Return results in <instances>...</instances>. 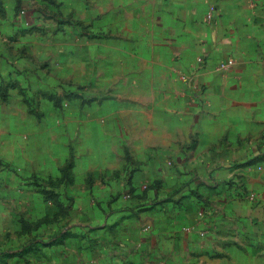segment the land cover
<instances>
[{"label": "crops", "instance_id": "1", "mask_svg": "<svg viewBox=\"0 0 264 264\" xmlns=\"http://www.w3.org/2000/svg\"><path fill=\"white\" fill-rule=\"evenodd\" d=\"M0 166L53 264H264V0H0Z\"/></svg>", "mask_w": 264, "mask_h": 264}, {"label": "rangeland", "instance_id": "2", "mask_svg": "<svg viewBox=\"0 0 264 264\" xmlns=\"http://www.w3.org/2000/svg\"><path fill=\"white\" fill-rule=\"evenodd\" d=\"M71 24L68 33L80 31L79 24ZM59 87L60 94L54 104L66 106L76 100L86 99L79 95L80 90L75 87L70 88L66 83H61ZM5 169L0 166V264H53L54 258L58 257L62 262L63 258L51 249L50 244L67 234L69 225L67 222L62 224L54 233L46 230L47 227L52 228L46 221L43 223L45 231L39 226L42 223L39 219L49 212L47 204L41 200H47L53 194L41 182L39 186L34 184V188L30 184H15L19 179L15 177L16 171L8 169L4 173ZM31 180L37 183V180Z\"/></svg>", "mask_w": 264, "mask_h": 264}, {"label": "built area", "instance_id": "3", "mask_svg": "<svg viewBox=\"0 0 264 264\" xmlns=\"http://www.w3.org/2000/svg\"><path fill=\"white\" fill-rule=\"evenodd\" d=\"M213 11H214V9L211 8L210 11L207 12V14H206V19H207V20H210V19L212 18ZM72 25H73V24H70L68 27H70V26H72ZM200 60H201V59H200ZM232 63H233L232 60H228L226 63H222V64L220 65V68H225V67H227L228 65H231ZM180 79H181V80H185L186 77L182 75V76H180ZM254 197H255V194H254L253 192H248V193H247V199H248V201H249V200L252 201V199H253ZM203 212H204V210H201V211L199 212V214L202 215Z\"/></svg>", "mask_w": 264, "mask_h": 264}, {"label": "trees", "instance_id": "4", "mask_svg": "<svg viewBox=\"0 0 264 264\" xmlns=\"http://www.w3.org/2000/svg\"><path fill=\"white\" fill-rule=\"evenodd\" d=\"M69 23H71V22H69Z\"/></svg>", "mask_w": 264, "mask_h": 264}]
</instances>
